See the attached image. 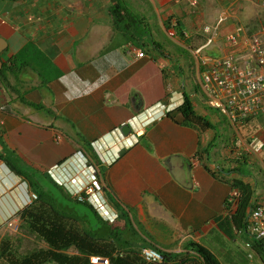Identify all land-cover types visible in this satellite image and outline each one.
Wrapping results in <instances>:
<instances>
[{
    "label": "crops",
    "instance_id": "0c3cea01",
    "mask_svg": "<svg viewBox=\"0 0 264 264\" xmlns=\"http://www.w3.org/2000/svg\"><path fill=\"white\" fill-rule=\"evenodd\" d=\"M118 2L126 9L121 27L111 13ZM259 3L0 0L1 140L26 161L54 156L48 171L60 163L65 168L80 165L85 175L73 172L77 178L69 183L74 190L94 171L81 161L98 165L104 182L95 199L100 208L93 206L102 219L99 234L111 227L112 243L121 246L119 255L139 251L140 257L147 247L169 255L170 264H201L190 248L197 244L220 264H237L241 255L230 252L227 243L242 232L224 217V203L235 180L256 190L258 183L263 193L264 172L255 175L247 164L251 156H237L233 150L246 134L264 136L256 121L237 129L227 121L229 145L215 144L220 132L223 137L227 131L206 106L199 87L193 91L190 78L184 80L183 71L195 69H188L180 50L193 56L192 50L202 48L204 55L224 56L226 35L238 25L251 26L249 17L260 12ZM218 23L217 38L205 47L203 27ZM129 46L146 56L138 58ZM185 95L209 127L184 120L178 108ZM159 104L169 110L155 120ZM152 108L155 115L149 121L147 110ZM15 110L25 118L17 117ZM134 117L135 131L143 135L123 137L120 128ZM146 121L150 124L143 128ZM6 169L12 183L20 186L8 195L9 206L2 202L0 225L32 205L29 183Z\"/></svg>",
    "mask_w": 264,
    "mask_h": 264
},
{
    "label": "built area",
    "instance_id": "2783aa9c",
    "mask_svg": "<svg viewBox=\"0 0 264 264\" xmlns=\"http://www.w3.org/2000/svg\"><path fill=\"white\" fill-rule=\"evenodd\" d=\"M258 8L260 12H264V0H260ZM219 23L203 27V34L207 36L205 47L211 45L217 38ZM169 36L174 38L175 35L171 32ZM225 45L228 53L224 56L204 55L202 48L194 49L191 52L197 62L198 87L206 106L224 116L231 126L237 129L253 118L264 116V27L259 32L250 33L244 26L238 25L226 35ZM128 49L129 52L134 51L138 58L146 56L144 51L132 50L130 46ZM167 109V106L159 104L156 110H161V112L155 120L164 117ZM147 113L152 115L149 121L154 119L155 110L153 108L147 110ZM136 119L134 117L128 122L131 127L129 135L134 134L135 137H141L144 132L142 130L135 131L134 128ZM149 121L143 123L142 127L148 126ZM235 148L233 152L237 156L244 153L258 157L264 150V139L256 135H252L248 140L239 138L235 143ZM191 160L195 164L199 161L195 157ZM91 166L94 167L91 179L78 192L71 194L78 202H88L95 206V199L104 190V182L98 165L92 163ZM57 168L54 167L52 170ZM241 194L239 188L232 186L224 203V217L231 219L235 214ZM29 200L32 204L37 200V195L30 192ZM246 222V233L255 240L264 243V192L254 190ZM247 246L250 245L247 244ZM140 257L146 264L164 262L163 254L153 248H143ZM247 258L249 259L248 264H256L252 254H249ZM90 263L110 264V260L106 257L93 256L90 258Z\"/></svg>",
    "mask_w": 264,
    "mask_h": 264
},
{
    "label": "trees",
    "instance_id": "16d2710c",
    "mask_svg": "<svg viewBox=\"0 0 264 264\" xmlns=\"http://www.w3.org/2000/svg\"><path fill=\"white\" fill-rule=\"evenodd\" d=\"M121 3L122 2H118V7L111 9L114 22L120 27L125 25V18L121 12L126 10ZM178 111L182 114L187 123L204 122L207 127L210 126V123L205 120V118L196 115L190 98L187 95L184 96L183 104L178 108ZM251 120L256 121V124L259 122L254 120V118ZM0 146L5 154H0V160L3 161L11 171L29 183L32 191L37 195L40 202V207H38L36 211L30 209V207H26L24 210L20 211L17 216H19L25 224L24 227L27 228L31 234H34L41 241L46 243L48 247L47 249H39L31 254L16 258L10 251L11 246L9 245V241L5 240L1 243L0 260L6 258L5 260L9 264H91L90 258L92 256H98L108 258L110 264H146L141 257L138 256L139 251H130L122 255L117 253L118 247L121 246L112 243L115 236L113 237L114 231L111 230V227L110 229L107 228V234H99L100 228L98 225H94V227L96 226L95 231H89L85 229V224L80 219L78 222L66 218L65 214L67 215V213L63 212L61 207L58 206L57 208L53 204L51 205V203L55 202L53 200L54 198L49 195V192L45 190L36 191L34 189L42 185V180L35 176H29L25 170L20 168L21 163L19 159V161L15 162L8 161L4 156L12 152L9 151L3 143H1ZM43 176L49 181V185L46 186L61 190L66 199H71L70 195L63 191L64 189L53 180L48 172L44 173ZM233 187L239 188L242 194L238 208L230 220L236 230L246 232V218L251 200L254 196L255 187L239 180L234 181ZM75 202L85 205L98 220H102L97 211L88 202H78L77 200H75ZM44 207H49V210H43ZM69 220L72 221L74 227L72 224L68 226ZM75 223L81 225L80 230ZM119 242L120 241H118L117 244H119ZM250 246L253 251V258L255 259L257 255L260 257L262 264H264V243L252 237ZM190 248L198 256L201 264H220L216 257L203 246L192 244ZM70 250H75L76 253L71 254L69 253ZM163 257L164 262L160 264L171 263L172 258L169 257V255L163 254ZM12 258H14V260H12ZM181 264H183V262H181ZM193 264L197 263L193 262Z\"/></svg>",
    "mask_w": 264,
    "mask_h": 264
},
{
    "label": "rangeland",
    "instance_id": "374dc122",
    "mask_svg": "<svg viewBox=\"0 0 264 264\" xmlns=\"http://www.w3.org/2000/svg\"><path fill=\"white\" fill-rule=\"evenodd\" d=\"M252 24L251 26H246L244 25V27L248 30V32L250 33H256L259 32V30L264 27V12H257V15L254 14L253 16L251 15L249 17V19H252ZM136 18L134 17L133 20H135ZM138 19V18H137ZM136 25L140 26V22L139 19L138 21L136 20ZM143 23V22H142ZM180 52L182 53V55H184L185 59L187 61V64L189 62L188 65V69L192 68L195 69L194 71L190 70H184L183 71V75H184V80L185 78L189 77L190 78V83L192 86V90L195 91V88H197L198 86V82H199V76L197 74V64H196V59L191 56V54L188 52H186L185 50H180ZM214 57H219V56H214ZM210 109V108H209ZM212 113H214L215 117L218 118L219 117V122L220 124L223 126L222 129H226L227 134L226 136L221 137V132H220V141L218 140L215 144L219 147H222L223 145L225 146V148H227V146L229 145V140L230 138L227 137L230 133H231V129L229 126V123L227 122L226 119H224L222 115H220L217 111L215 110H211ZM14 113L17 115V117H21L20 113L18 112V110H15ZM21 118H25V117H21ZM254 120L259 121L257 124L259 125V127L261 130L259 131V134L262 136H264V116H259L254 118ZM2 131V128L0 129V132ZM3 132V131H2ZM20 131H17L15 133V138L18 137V135H20ZM254 133H249L246 134L244 137H242V139H246L248 140L250 137V135H253ZM23 136V134L21 135ZM19 138V137H18ZM263 138V137H262ZM3 143V140H1L0 138V144ZM34 143L32 142L31 145H33ZM56 147L58 146H53V149H56ZM1 149V148H0ZM49 149V148H48ZM18 152V150H17ZM49 153H52L51 150H48ZM14 153V152H12ZM8 154L7 156H4L8 161H19L20 164V168H22L23 170L26 171V173L29 176H35L38 177L42 180V185L38 188H34L36 191H42L45 190L47 192H49V195L54 198V202L55 203H51V205L53 204L55 207L58 208L61 207L63 212L67 213V215L65 214L66 218H70L73 219L74 221H83L85 224V229L89 230V231H95L96 230V226L94 227V225H98L99 228H102L101 223L99 222V220L97 219V217H95V215L83 204H78L75 202V198L70 195L71 199H66L64 197V194L61 190L54 188H49L46 185H49V181H47V179L44 178V173H49L48 169L49 166H51L52 161L55 160L54 156H50L47 160H43V161H26L24 160V158H22L20 156V154ZM54 153V151H53ZM254 156H251L248 159V165L250 167V170L256 175L255 172L257 171H263L264 172V150L260 153V155L256 158H253ZM19 159V160H18ZM86 162V161H85ZM82 163L83 167L84 164L86 163ZM94 163V162H93ZM59 164V162H58ZM71 164V163H70ZM68 164V165H70ZM90 166L92 165V162L88 163ZM6 167H8L3 161L0 160V188L1 187H5V189L3 191L0 192V207L3 208L2 202H5V206H9L7 202L8 199V195L11 193V196H13L15 191L19 190V184L14 185V183H12L11 181V176L9 174H7V169ZM72 169H74L72 171ZM51 172L49 174H51V177L54 180H59V186L62 187L64 192H71L72 187L70 186L69 182L73 181V178H77V175H73V172H75L74 174H78L80 172V175L82 176L84 173L82 170V167L75 163L71 164L70 167L65 168L63 164L60 163L59 167L55 170H50ZM54 172V174L52 175V173ZM73 175V176H72ZM85 175V174H84ZM79 176V175H78ZM91 179V177H89ZM88 178V180H89ZM65 184L66 186H64L63 184ZM29 186V185H27ZM52 187V186H50ZM28 189V188H27ZM261 187L259 186V184L257 183V191H261ZM31 191L29 190V193ZM34 193V192H33ZM10 199V198H9ZM53 206V207H54ZM30 209L33 210H37L38 207H40V202L39 199L37 198V200L35 202L32 203L31 206H29ZM15 207H13L14 209ZM49 210V207H44L43 210ZM21 211V210H20ZM20 211H17L12 218L4 223L3 225H0V250H1V243L2 241H9V245L10 247V251L11 253L14 254V256L17 257H22L25 256L27 254H31L33 252H35L36 250L39 249H47V245L46 243H44L43 241H41L37 236H35L34 234H31L29 232V230L27 228L24 227V223L22 222V220L20 219L18 215V213ZM58 211V209H57ZM80 219V220H79ZM9 223V224H7ZM72 224V221L69 220L68 221V226H70ZM77 228L80 230L81 229V225L80 224H76ZM72 226L74 227V224H72ZM252 241V236L250 234H247L246 232H243L241 235H237L233 241L228 242L230 243V247H228V243H227V248L228 250H233L236 252L237 251V255H241L240 258H238L237 264H248L247 261L249 262V259H247L249 254H253V251L251 249V246H247V244H251ZM227 250V251H228ZM75 250H70L69 253H75ZM230 255H233L234 257L236 256L234 253H231ZM231 258V257H229ZM6 259V258H5ZM0 260V264H9L6 260ZM12 260H14V258H12ZM256 264H262L260 257H258L256 255L255 259H254ZM232 262V261H230Z\"/></svg>",
    "mask_w": 264,
    "mask_h": 264
},
{
    "label": "clouds",
    "instance_id": "9594fccd",
    "mask_svg": "<svg viewBox=\"0 0 264 264\" xmlns=\"http://www.w3.org/2000/svg\"><path fill=\"white\" fill-rule=\"evenodd\" d=\"M84 162H85V161H81V163H84ZM86 162L88 163V161H86ZM86 162H85V163H86ZM87 163L84 164V166H86L87 169L90 170V165L87 164ZM49 173H50V171H49ZM83 173H84V172H83ZM53 174H54V172L52 173V175H53ZM50 175H51V174H50ZM54 176H55V175H54ZM89 177H91V173H90V172H89ZM89 179H90V178H89ZM53 180H54V179H53ZM54 181L59 185V183H58V182H60L59 180L56 179V180H54ZM88 181H89V180L87 179V180L84 182V184H86ZM60 183H61V182H60ZM62 184H63V183H62ZM84 184L80 185V187H78V188L75 189V190H74V189H71V192H68V190H67V193H68L69 195H72L71 193H76V192H78V191L84 186ZM63 185L66 186L65 184H63ZM90 205L93 207L92 204H90ZM95 206L98 207V209L100 208V205H99L96 201H95ZM24 209H25V208H24ZM24 209H23V210H24ZM21 211H22V210H21ZM11 218H12V217H11ZM11 218H10V219H11ZM10 219H9V220H10ZM9 220H8V221H9ZM8 221H7V222H8ZM92 257H93V256H92Z\"/></svg>",
    "mask_w": 264,
    "mask_h": 264
},
{
    "label": "water",
    "instance_id": "95a60500",
    "mask_svg": "<svg viewBox=\"0 0 264 264\" xmlns=\"http://www.w3.org/2000/svg\"><path fill=\"white\" fill-rule=\"evenodd\" d=\"M121 134L123 136H128L131 132V127L129 126L128 123H125L124 125H122V127L120 128Z\"/></svg>",
    "mask_w": 264,
    "mask_h": 264
}]
</instances>
